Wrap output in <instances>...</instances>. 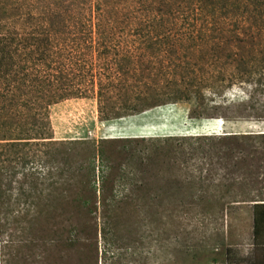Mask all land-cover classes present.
I'll return each mask as SVG.
<instances>
[{"label": "rangeland", "instance_id": "374dc122", "mask_svg": "<svg viewBox=\"0 0 264 264\" xmlns=\"http://www.w3.org/2000/svg\"><path fill=\"white\" fill-rule=\"evenodd\" d=\"M160 17L147 23L155 30H115L112 38L120 59L128 50L165 49L168 67L110 79H148L158 84L150 96L159 98L172 96L164 86L172 81L204 82L198 89L203 105L164 102L147 111L169 107L164 127L217 119L227 129L133 137L115 129L120 119L100 121L94 98L52 106V139L30 161L43 172V196L27 214L0 211V264H264V241L254 244L252 234L253 206L264 204V138L257 136L264 134V48L258 45L264 38L235 41L221 31V19L208 14ZM184 37H190L184 44L210 41L215 48L197 53L162 45ZM234 67L248 73L221 74ZM192 111L204 118H191ZM237 121L243 122L228 128ZM230 135L251 136L218 141ZM36 149L43 148L31 147L30 154ZM15 171L18 180L23 169Z\"/></svg>", "mask_w": 264, "mask_h": 264}, {"label": "trees", "instance_id": "16d2710c", "mask_svg": "<svg viewBox=\"0 0 264 264\" xmlns=\"http://www.w3.org/2000/svg\"><path fill=\"white\" fill-rule=\"evenodd\" d=\"M205 14L219 17L221 31L235 41L251 36L264 38V0H0V211L15 216L27 214L43 196V172L33 170L30 161L43 154L52 139V106L71 99L94 98L98 117L105 122L139 115L164 102L193 100L197 106L203 105L198 89L204 82L172 81L164 85L173 90L172 96L159 98L150 96L158 84H148V79L134 83L110 78H134L143 70L151 75L168 67L165 49L155 51V55L128 50L125 59H120L112 38L115 30H155L150 24L163 19L162 15L178 18ZM102 33L104 38L96 40L94 36ZM180 39L161 42L164 48L190 47L197 53L215 48L210 41L187 45L183 42L190 37ZM258 45L264 48V41L261 39ZM147 47L152 49L153 42ZM95 53L100 60L97 74L92 72ZM260 61L264 63V57ZM182 70L190 73L185 66ZM225 72L231 76L248 73L238 67L230 72L223 68L221 74ZM71 75L80 79H70ZM93 76L98 77L96 82ZM192 112L191 118H204L202 113ZM250 136H223L218 141ZM257 136L264 138V134ZM31 147L43 149L30 154ZM15 166L23 169L21 181L16 179ZM252 221L254 244H260L264 241V204L253 206Z\"/></svg>", "mask_w": 264, "mask_h": 264}, {"label": "crops", "instance_id": "0c3cea01", "mask_svg": "<svg viewBox=\"0 0 264 264\" xmlns=\"http://www.w3.org/2000/svg\"><path fill=\"white\" fill-rule=\"evenodd\" d=\"M170 113L169 107L157 108L147 112H144L138 116L129 117L126 119H120V124L115 127L119 132L131 134L133 137H147L156 133H172L173 131H180L181 129H189L193 132H208L212 134H218L219 132L226 130L227 126L224 122H219L217 119L203 120L190 123L188 128H178L177 124H172L168 127H164V123L161 117H165L167 113ZM243 121H237L228 125L229 129H235L236 125H241ZM237 133L238 131H234Z\"/></svg>", "mask_w": 264, "mask_h": 264}, {"label": "water", "instance_id": "95a60500", "mask_svg": "<svg viewBox=\"0 0 264 264\" xmlns=\"http://www.w3.org/2000/svg\"><path fill=\"white\" fill-rule=\"evenodd\" d=\"M263 134V133H262Z\"/></svg>", "mask_w": 264, "mask_h": 264}]
</instances>
